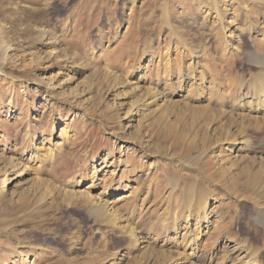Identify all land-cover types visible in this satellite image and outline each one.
<instances>
[{"label":"rangeland","instance_id":"obj_1","mask_svg":"<svg viewBox=\"0 0 264 264\" xmlns=\"http://www.w3.org/2000/svg\"><path fill=\"white\" fill-rule=\"evenodd\" d=\"M0 29V264H264V115L229 104L264 0H0ZM122 190L115 223L82 199Z\"/></svg>","mask_w":264,"mask_h":264},{"label":"bare ground","instance_id":"obj_2","mask_svg":"<svg viewBox=\"0 0 264 264\" xmlns=\"http://www.w3.org/2000/svg\"><path fill=\"white\" fill-rule=\"evenodd\" d=\"M0 54H2V53H0ZM3 56L4 55H1L0 57H3ZM254 56L255 55H253L252 58L253 59L255 58V62L259 66H261V68H260L261 69L260 70V75L258 74V76L255 77V79H256L255 81L256 82L254 81L249 86L251 91L249 92V90H248L249 93L247 92L246 96L243 97V99H240L239 98L240 100H237L238 102L233 103L234 101H236V100H234L233 102H230L229 104H231V103L234 104V107H232V108H236L237 107V108H240V110H242V108H245V107H248L249 106V108H248L249 110H250V108H251V110L253 108L255 111L257 110L256 113H259V114L264 115V58L260 59L257 56H255V57ZM247 57H249V56H247ZM0 63H2V62L0 61ZM0 71H1V69H0ZM244 85H246V84H244ZM222 95H224V94H222ZM254 110H253V112H254ZM35 138H37V137L35 136ZM240 143H242V142H240ZM109 191H111L110 192L111 194H108V196L110 197L112 195V193H114L113 192L114 190H109ZM68 192H66V193H68ZM127 192H128V190H127ZM127 192H125L124 190H122L119 193H115L117 195V198H113V199H110V200L107 199V196L104 199L96 200L94 197L90 196L87 192H84L85 193L84 195L86 196L85 197L86 199L83 196H82L83 197L82 199L84 201L86 200L89 203L88 205H91V206L88 207V211H89V214L92 215V217L94 216V219L95 220H98L100 218H104V220H106V222L115 223L116 221H119V219L117 218L118 215H119V209L124 204V203L121 204L120 202H122L125 197L130 196L129 192L128 193ZM123 193H127V194H123ZM70 194H73L72 191L70 192ZM70 194H69V196H70ZM82 207H84V206H82ZM202 213L200 215L199 214L197 215L196 220L198 219V223H200V226L203 225V224H206V225L203 226V227H201V229L198 228L199 230L197 231V234L196 235H199L201 233H203V235L205 233L206 234L209 233V227H208V224H207L208 223L207 215H209V213L206 214V215H204L205 213H203V214ZM122 227L124 228V226H122ZM126 228H124L125 230L124 229L123 230H124V232L128 236L127 237V245L128 246H133L134 245L135 247L136 246H139V249L140 250L142 248H144V245L143 246H140L142 243L145 242L144 237L140 236L138 234V232H135L134 228H127V229ZM203 229H205V231H204L205 233L203 232ZM194 238H196V237H194ZM230 242H233V241H230ZM230 248H231V252H233L236 255H238L239 259H241L238 264H258L257 261H256L257 260L256 259V256L254 255V252L252 250L250 251V249L248 250L247 248H245L242 243L233 242L232 245H230ZM175 252L177 253V251H175ZM180 255H181V257H183V255L180 252L177 253V257L180 256ZM197 257H198L197 245H195V243H193L192 246L189 247V251L187 252V255H186L185 259L187 260V263H189V264H197L198 262L196 263V260H198V258H199V257L198 258ZM145 258H149V256L148 257L146 256ZM142 259H144V258H142ZM144 261H145V259H144Z\"/></svg>","mask_w":264,"mask_h":264}]
</instances>
